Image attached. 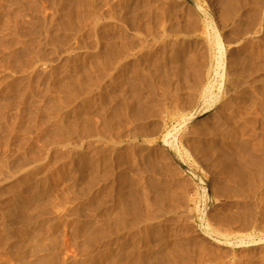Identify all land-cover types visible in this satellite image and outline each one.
Instances as JSON below:
<instances>
[{
  "label": "rangeland",
  "instance_id": "374dc122",
  "mask_svg": "<svg viewBox=\"0 0 264 264\" xmlns=\"http://www.w3.org/2000/svg\"><path fill=\"white\" fill-rule=\"evenodd\" d=\"M230 1L0 0V264H264L227 105L262 33Z\"/></svg>",
  "mask_w": 264,
  "mask_h": 264
},
{
  "label": "bare ground",
  "instance_id": "6f19581e",
  "mask_svg": "<svg viewBox=\"0 0 264 264\" xmlns=\"http://www.w3.org/2000/svg\"><path fill=\"white\" fill-rule=\"evenodd\" d=\"M253 4V7L251 8V13L249 11H246L248 12L249 15H246L247 18L249 20H256L257 22L259 21V28H260V32L262 33V36H260L259 39L257 40H260L258 42V49L256 50V54H253L252 53H249L246 57H245V62H244V69L242 71V74L240 73V77H242V85H241V88H240V92L238 90V92L234 91L238 96L240 94V99H238L237 101L236 100H229V103H227V105H232V109L231 110V119L234 120L236 117L233 115V113H241V117H242V125H241V129H239L237 127V124L236 123H232V128L230 129V134H229V148L230 150H232L233 154H235V156H237V158L239 159V164L240 166H242L243 169H240V170H244V173L242 171V177L244 178V180L240 179L238 181V185H237V180H236V177L239 176L238 174L235 176H233V173L231 174L230 178H232V180L229 181L233 182L234 185L236 186H239V189H240V193L246 195L245 197L248 198V200L250 199L251 201L252 200H256V202L258 203L259 201H263L264 200V0H254L252 2ZM240 5V4H238ZM238 5L236 3H234V0L230 1L229 3V10L230 12L235 10L238 11ZM241 6V5H240ZM249 10V9H247ZM245 12V11H244ZM245 12V13H246ZM247 14V13H246ZM245 15V14H244ZM243 15V16H244ZM244 16V17H246ZM242 16H240L241 18ZM234 23H238V21H235ZM237 26V25H235ZM243 27V26H242ZM252 27V26H251ZM250 26H248V28L250 29L251 28ZM258 27V25H257ZM246 28V27H244ZM256 28L254 27V30ZM258 29V28H257ZM246 31V30H245ZM253 31V30H252ZM251 31V32H252ZM175 32V30H174ZM244 33V31H240L239 34ZM253 32H256V31H253ZM173 33V32H172ZM246 33V32H245ZM244 33V34H245ZM258 33V32H257ZM255 33V34H257ZM177 34V33H176ZM253 34V33H252ZM260 34V33H259ZM238 35V34H237ZM248 35V34H247ZM254 35V34H253ZM242 36H244L242 34ZM240 36H238L239 38ZM217 42L220 41V38L217 36ZM250 41V39H249ZM251 42V41H250ZM250 44V43H249ZM251 47H252V43L250 44ZM249 45V46H250ZM220 46V45H219ZM250 49V48H249ZM252 49V48H251ZM259 50V52H258ZM251 51V50H250ZM113 63H116L117 59H112ZM242 63V62H241ZM240 64V63H238ZM243 68V67H242ZM172 72V71H171ZM173 73V72H172ZM237 78V77H236ZM238 88V87H237ZM232 89V88H231ZM231 91V90H230ZM227 93V92H226ZM231 93V92H230ZM233 95V94H232ZM234 97V96H233ZM236 99V98H235ZM126 107H127V104H124ZM134 107V106H133ZM128 108V107H127ZM136 108H138L136 106ZM130 109V108H128ZM133 110V109H132ZM125 111H126V108H125ZM136 111V110H134ZM132 111V112H134ZM141 111L139 110V112H136V115H138ZM128 113V111L126 112V114ZM131 113V112H130ZM129 115V114H128ZM140 115V114H139ZM128 117V116H127ZM129 118V117H128ZM231 119H229V121H231ZM130 120V118H129ZM131 120H132V115H131ZM135 121V120H134ZM128 121H126V124H129V122L127 123ZM133 122V121H131ZM122 125H121V124ZM120 126H124L123 124L125 122H121L120 121ZM137 124V123H136ZM94 125V124H93ZM93 125L92 128H93ZM132 125V123H131ZM88 128L87 132L90 134V136L94 137L96 136L97 139H99L101 136L103 137L104 135H101L100 132L97 130V131H94L93 129L95 128ZM96 126V125H95ZM128 126V125H127ZM240 126V125H238ZM134 127V126H133ZM124 128V127H123ZM126 128V127H125ZM123 130V129H122ZM132 130V129H131ZM128 131V130H127ZM130 132V131H128ZM134 132V130H133ZM238 132V133H237ZM139 135H140V131H138ZM103 134V132H102ZM130 134V133H129ZM135 134H137L135 132ZM143 134V132H142ZM87 135V133H86ZM126 135V133H125ZM122 136V134L119 136V135H116V137L112 140L114 141H110L111 144H112V149H110L111 151H116L117 149V145H119L118 141L116 142L115 139H121V138H124L125 137ZM138 135V134H137ZM106 136V135H105ZM131 136V135H130ZM135 136V135H134ZM141 136H145L144 134L141 135ZM107 138V137H105ZM128 138V137H127ZM132 137H130L131 139ZM137 136L134 137L135 140ZM110 139V138H108ZM106 139V140H108ZM105 140V141H106ZM105 144V143H104ZM121 145V144H120ZM127 145V144H126ZM107 146V145H106ZM136 147V146H135ZM122 151V150H121ZM113 156V155H111ZM234 156V158H236ZM128 157V156H127ZM232 157V156H231ZM120 160L118 161L117 158H116V162L118 161L119 163L123 162L121 161V156L119 157ZM124 159V158H122ZM107 160V159H106ZM234 160V159H233ZM112 161V160H111ZM111 161L109 162L108 160V164L111 163ZM84 162H87L85 159H84ZM113 162V161H112ZM115 162V160H114ZM113 162V163H114ZM104 163V162H103ZM80 163H78L77 165H79ZM117 163H114L113 165H115ZM84 165V163H83ZM119 165V164H118ZM85 167H87V169H89L88 167V164L84 165ZM108 166V165H107ZM117 166V165H116ZM122 166V165H120ZM83 167V166H82ZM118 167V166H117ZM111 168V167H110ZM110 168H108V170L110 171ZM121 168V167H120ZM79 169V168H78ZM76 170V169H75ZM104 171V170H103ZM103 171L98 174V175H95L93 178H90L89 177H86L84 176V172L83 173H80V176L78 178H80V181L85 184L86 186H88L90 188V190H92V187L95 188V186L99 185V184H106L108 183L109 181V175L107 174V172H104ZM145 172V171H144ZM147 172V171H146ZM103 173V174H102ZM244 174V176H243ZM148 178L150 175H147ZM152 177V176H151ZM235 177V178H233ZM77 178V179H78ZM229 178V177H228ZM113 179V178H112ZM150 179V178H149ZM238 179V177H237ZM38 180V179H37ZM115 181V179H113ZM79 181V180H78ZM228 181V182H229ZM242 181V182H241ZM229 182V183H230ZM110 183V182H109ZM230 184V185H231ZM233 184L231 185L232 187H235L233 186ZM39 183H36V192L34 195V199L35 201L38 202V198L39 196L42 195V193H40V189L38 187ZM136 185V184H135ZM229 185V187H230ZM101 187V185H99ZM104 186V185H103ZM107 188V186H105ZM112 187V186H111ZM231 187V188H232ZM99 188V187H98ZM230 188V189H231ZM237 189V187H236ZM235 189V190H236ZM239 189L236 190L238 193H239ZM89 190V189H87ZM107 190V189H105ZM234 190V189H232ZM105 194L106 192L107 195L109 193H112L111 191H104ZM234 193V192H233ZM113 195V194H112ZM243 195V196H244ZM89 197V196H88ZM135 197V196H133ZM96 198V197H95ZM130 198V196H129ZM98 199V198H97ZM100 199V198H99ZM104 199V198H103ZM135 199V198H134ZM245 199V198H244ZM130 200V199H129ZM132 200V199H131ZM246 200V199H245ZM247 200V201H248ZM97 201V200H96ZM101 201V200H100ZM134 201V200H133ZM250 201V202H251ZM102 202V201H101ZM103 202H105V200H103ZM110 202V201H109ZM135 202V201H134ZM97 206L98 204V201L96 202ZM106 203V202H105ZM136 205H137V202H135ZM248 203V202H246ZM109 204V203H108ZM249 204V203H248ZM247 204V205H248ZM260 204V203H259ZM252 205V204H251ZM255 205V204H253ZM124 207L126 206H123L121 211H128L126 210ZM132 207V208H131ZM130 208L132 209V211H130L131 209L129 207H127L129 209L128 212H134V205H132ZM253 206H250L248 207L251 208ZM96 208V206H95ZM137 208H138V205H137ZM137 208L135 209L137 211ZM97 209V208H96ZM247 209V210H248ZM253 209L252 211L256 210L255 208H251ZM122 211V212H123ZM135 211V213H137ZM128 212L126 213V215H130L128 214ZM124 213V212H123ZM122 213V214H123ZM124 213V214H125ZM252 213V212H251ZM250 213V214H251ZM255 213V211H254ZM253 213V215H254ZM7 219H9V221H7V225L5 227H7L6 229V232L7 234L9 235L10 233V227H13L14 226V223L15 221H17V214L16 213H9L7 216ZM128 217V216H127ZM130 218H132V216H129ZM136 217V216H135ZM134 219V217H133ZM136 219V218H135ZM131 220V219H130ZM133 221V220H132ZM92 227V226H91ZM104 227V225H103ZM15 228V227H14ZM106 228V226H105ZM13 229V228H12ZM108 228H106L105 230H107ZM90 230V229H89ZM96 230V229H95ZM101 230V229H100ZM98 231V229L96 231H91V234L89 233L88 235H90L89 237H92L94 240L96 239L98 243H100V241L102 242V239L100 240V236L98 237V232H101V231ZM12 231V230H11ZM90 232V231H89ZM108 233V231H107ZM106 233V234H107ZM110 233V232H109ZM101 234V233H100ZM113 234V233H112ZM108 236H112L111 234H109ZM9 237V236H8ZM11 237V236H10ZM9 237V239H10ZM108 237V238H110ZM91 238V239H92ZM99 238V240H98ZM113 238V237H112ZM90 240V238H88ZM88 239H86L88 242ZM104 239V237H103ZM112 240V239H111ZM92 242L89 241V243ZM108 243V242H107ZM41 245V244H40ZM87 245V244H86ZM48 248V246L46 247V249ZM90 249V248H89ZM35 252L37 253V251H42L44 250V246H35L34 248ZM92 250V249H91ZM133 251V250H132ZM134 252V251H133ZM131 254V253H130ZM134 254V253H133ZM89 258V257H88ZM143 258V257H142ZM131 259V258H130ZM141 259V258H140ZM145 260V259H144ZM115 262V261H114ZM117 263V262H116ZM160 263V262H158Z\"/></svg>",
  "mask_w": 264,
  "mask_h": 264
}]
</instances>
